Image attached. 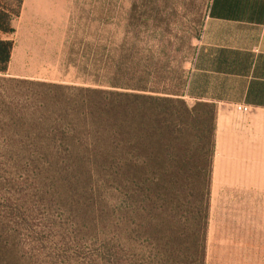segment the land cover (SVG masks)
I'll list each match as a JSON object with an SVG mask.
<instances>
[{
  "label": "rangeland",
  "instance_id": "obj_1",
  "mask_svg": "<svg viewBox=\"0 0 264 264\" xmlns=\"http://www.w3.org/2000/svg\"><path fill=\"white\" fill-rule=\"evenodd\" d=\"M22 1L9 35L10 74H0V264H152L149 247L162 233L158 200L148 202L149 192L148 204L134 199L143 209L137 216L127 182L96 174L90 159L60 158L59 141L36 140L52 129L38 84L153 89L193 107L186 84L211 0ZM210 110L198 106L186 135L190 176L179 213L187 225L204 182L201 137H208ZM260 194L241 198L212 180L206 264H225L224 255L247 256L234 264H264Z\"/></svg>",
  "mask_w": 264,
  "mask_h": 264
},
{
  "label": "trees",
  "instance_id": "obj_2",
  "mask_svg": "<svg viewBox=\"0 0 264 264\" xmlns=\"http://www.w3.org/2000/svg\"><path fill=\"white\" fill-rule=\"evenodd\" d=\"M22 6V0H0L1 33L15 32L13 21L20 17ZM13 49V40L0 39V74L7 72ZM38 86L52 129L39 132L36 140L59 141L63 152L60 158L90 159L95 162L96 174L127 182L131 207L137 216L143 209L133 203L136 199L148 204L145 197L149 202L153 195L152 200H158L154 207L162 233L157 243L149 247L152 264H206L215 107L203 104L211 109L213 119L208 137L205 133L201 137L208 145L201 152L207 157L206 163L199 166L204 182L198 192L193 223L187 225L190 221L179 213L183 207L179 196L185 193L190 176L184 145L191 125L199 119L197 109L202 103L189 107L177 94L97 83L95 88L47 83ZM155 181L156 186L151 189ZM118 249L116 256L120 259V243Z\"/></svg>",
  "mask_w": 264,
  "mask_h": 264
},
{
  "label": "crops",
  "instance_id": "obj_3",
  "mask_svg": "<svg viewBox=\"0 0 264 264\" xmlns=\"http://www.w3.org/2000/svg\"><path fill=\"white\" fill-rule=\"evenodd\" d=\"M9 35L0 32V39L13 40ZM185 99L215 107L213 184L226 191L235 188L241 198H259L264 189V116L236 107L264 113V0L210 1ZM223 258L234 264L247 256Z\"/></svg>",
  "mask_w": 264,
  "mask_h": 264
},
{
  "label": "built area",
  "instance_id": "obj_4",
  "mask_svg": "<svg viewBox=\"0 0 264 264\" xmlns=\"http://www.w3.org/2000/svg\"><path fill=\"white\" fill-rule=\"evenodd\" d=\"M237 110L241 113H248L251 111V108L248 106H244V105H237Z\"/></svg>",
  "mask_w": 264,
  "mask_h": 264
}]
</instances>
